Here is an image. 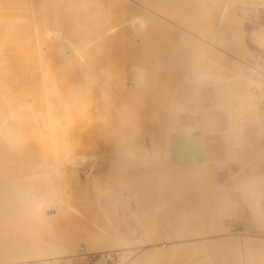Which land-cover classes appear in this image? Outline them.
<instances>
[{"label":"bare ground","instance_id":"1","mask_svg":"<svg viewBox=\"0 0 264 264\" xmlns=\"http://www.w3.org/2000/svg\"><path fill=\"white\" fill-rule=\"evenodd\" d=\"M93 1L106 8L110 24L89 42H72L70 56L62 32H48L56 60L78 57L80 79L89 82L91 96L104 94L108 101L91 113L78 107L80 145L95 151L71 160L92 159L96 171L91 177L84 173L77 188L63 194L54 154L49 160L41 155L44 143L52 147L44 85L29 55H18L35 43L31 0H0V264H87L84 255L92 253H116L110 264H264V250L248 236L264 234L215 214L224 201L213 193L225 184L211 169L226 162L210 157L207 140L183 121L193 105L216 112L225 122L227 160L246 148L264 158V147H257L264 135V71L243 55L250 44L264 51V0ZM43 10L37 5L36 14ZM178 134L199 136L200 160L174 161L172 140ZM119 157L135 160L145 185L136 182L134 169L126 185L104 174ZM255 177H239L237 187L256 191L250 209L264 224V176ZM172 180L198 188L197 194L184 186L178 192L171 183L176 199L166 197ZM148 186L157 192L156 200L150 193L153 205L145 200ZM189 197H196L193 204L205 202L208 213L174 223L169 213L179 202L187 216ZM12 210L31 212L39 222L63 214L80 221L65 231L51 224L14 231L6 224Z\"/></svg>","mask_w":264,"mask_h":264},{"label":"rangeland","instance_id":"2","mask_svg":"<svg viewBox=\"0 0 264 264\" xmlns=\"http://www.w3.org/2000/svg\"><path fill=\"white\" fill-rule=\"evenodd\" d=\"M39 1L40 3H37V0H31L30 2L33 28L35 31V43L32 46L25 44L24 47L20 49L18 55L21 58H23L25 54L29 55V63L37 68V79L44 85L45 107L47 108L50 120L49 131L52 139V147L44 143L41 146V155L44 156V159L46 157L49 160V158H51V153L54 154L58 166L55 179L59 188L62 190L63 194H65L69 190L77 188L78 183L84 179V173L88 172V177H91V174H94L96 171L92 159H88L83 163L71 160V158L78 154L91 155L95 151L92 148H86L80 145L77 125L78 107L81 106L87 110L88 113H91L94 112L98 102L101 101L106 104L108 101L105 99L104 94L91 96L89 82L80 79V71L78 70L80 63L77 60L78 57L74 55L62 59L61 61L56 60L51 49V40L48 37V32L54 30L62 32L68 40L65 44V53L67 56H70L72 42L76 39L77 44L89 42L92 36L96 32L102 31L106 28L110 24V21H108L109 16L106 13V8L99 7L98 3L93 0ZM36 4L44 8L41 16L36 14ZM98 12H101L102 16L100 19L95 20L93 16ZM225 19L226 21L233 22V20H236V17L227 16ZM252 41L255 44L258 42L255 39ZM256 47L255 45L251 46L250 44V51H244L243 55L249 60H251L250 58L254 59L255 62H253L254 60H251V62L255 64L257 62V64L260 65L259 67L264 71V51L258 48V50L261 51L260 53ZM10 48L17 49V47L13 45H11ZM181 99L187 101L190 98ZM41 104H43L42 101ZM209 104L210 101L207 105ZM186 112L187 113L183 116V121L194 125L198 133L202 134L203 138L207 140V144L211 147L209 156L226 162L220 164V167H216L217 169L214 167L215 172L211 169V173L215 174H213L212 177L216 178L221 184H225L221 191L213 193L218 195V197L224 201L222 205L215 209V214L217 216H222L223 219L230 224L234 223L235 226L238 225L242 229H248L251 234H264V224L255 220L250 209V205L252 204L251 201H253L252 199L257 196L256 191H243L237 187L238 178L241 176L247 174L253 175V177L256 176L255 178H261L264 176V158H257L254 150L246 148L243 150L236 149V151L239 152V157L227 160L224 146L226 135L224 132L225 122L223 121V118L217 117L216 112L207 111L201 106L195 105L186 109ZM247 130H252V128L247 127ZM249 141L252 140L250 139ZM257 147H264V135ZM114 162L116 163L115 167L105 170L104 174L106 176L114 178L120 185H126L130 182L129 170L134 169L136 172L133 173V175L136 182L140 185H145L146 181L138 176L139 172H137L136 168L137 163L134 159L119 157ZM180 175L181 173H178L177 177ZM89 180L90 183H92L91 178ZM38 181L44 184L48 183L44 178H39ZM176 181L177 180H172L168 182L169 187L166 190V197L172 198L173 200L176 199L173 196V192L169 191L171 190L169 188H172V184H174L173 189H175V186L178 192H183L182 189L187 187V190L185 188V191L192 192L193 189V192H195L194 194H197L196 192L198 191L196 190L198 188L185 184L182 185V183L179 185V181H177V183ZM95 186L96 183L92 184L91 187L94 188ZM182 186L184 187L182 188ZM260 187L264 188V183L261 184ZM146 190H149V192L146 191L145 200L150 205L151 203L153 205L155 202H152L154 195V200H156V189L154 187L152 188V186H148ZM152 191H154L151 195L153 197H151L152 200L149 201L150 193H152ZM193 192L191 194H193ZM195 198L196 197H189L193 202L186 206L187 210H189L187 216L182 213L181 204L177 202L176 212L169 213L173 218L170 220L174 221V223H179L187 218L193 220L194 218L206 215L208 209L205 202L193 204L196 202ZM261 201L262 203L264 202L263 199L260 200V202ZM70 205L77 207L73 202H70ZM51 211V214L54 216L55 210ZM169 214L165 213L167 216H164V219H166V217L170 218ZM8 215L9 218L8 221H6V224L11 230L18 227L31 228L36 224L43 228H51L52 226L48 225L51 224L58 226L56 230L60 231L64 229L63 231H65V226L67 227V225L70 224L77 225L76 222L80 221L77 217L79 220L76 219L77 221L75 220L76 222L73 223L71 215L63 214L56 221L39 222L31 219L34 218V214L31 212L25 214L21 210H12ZM79 224L81 225V223ZM63 226L64 228H62ZM248 236L252 238V242L254 246H257L256 248L258 250H264V236ZM163 244L165 245L166 243L164 242ZM83 251L84 250H80L78 252ZM200 251H202V249L189 250L191 254H197ZM114 255L113 261L118 259L117 254L114 253ZM219 258V256L215 257L217 260H219Z\"/></svg>","mask_w":264,"mask_h":264},{"label":"water","instance_id":"3","mask_svg":"<svg viewBox=\"0 0 264 264\" xmlns=\"http://www.w3.org/2000/svg\"><path fill=\"white\" fill-rule=\"evenodd\" d=\"M172 144H173L174 161L200 160V143H199L198 135L197 136H194L192 134L175 135L173 137Z\"/></svg>","mask_w":264,"mask_h":264},{"label":"built area","instance_id":"4","mask_svg":"<svg viewBox=\"0 0 264 264\" xmlns=\"http://www.w3.org/2000/svg\"><path fill=\"white\" fill-rule=\"evenodd\" d=\"M114 256H115L114 254L110 255L109 253H104L102 255L98 253L84 255L87 264H108L113 261ZM31 264H40V263L33 262Z\"/></svg>","mask_w":264,"mask_h":264}]
</instances>
